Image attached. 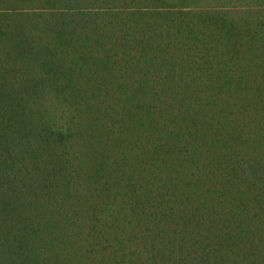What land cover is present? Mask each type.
<instances>
[{"label": "trees", "instance_id": "16d2710c", "mask_svg": "<svg viewBox=\"0 0 264 264\" xmlns=\"http://www.w3.org/2000/svg\"><path fill=\"white\" fill-rule=\"evenodd\" d=\"M0 264H264V0H0Z\"/></svg>", "mask_w": 264, "mask_h": 264}]
</instances>
